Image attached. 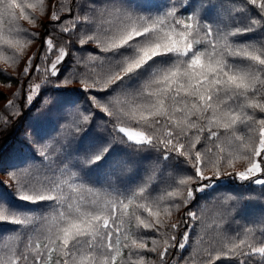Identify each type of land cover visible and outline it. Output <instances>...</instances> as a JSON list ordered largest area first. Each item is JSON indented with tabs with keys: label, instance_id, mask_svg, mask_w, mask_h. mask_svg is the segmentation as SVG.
I'll return each mask as SVG.
<instances>
[{
	"label": "snow or ice",
	"instance_id": "6c2138e0",
	"mask_svg": "<svg viewBox=\"0 0 264 264\" xmlns=\"http://www.w3.org/2000/svg\"><path fill=\"white\" fill-rule=\"evenodd\" d=\"M228 3L236 8L224 23L209 16L221 7L214 0H0V58L10 50L6 59L16 63L41 40L38 56L27 57L22 70L27 105L40 99L52 111L62 102L47 97L48 90H78L86 106L62 105L70 110V130L78 134L86 124L105 133L83 157L73 156L70 140L41 137L35 153L41 169L27 162L6 173L0 227L7 224V236L22 233L26 240L0 248V264H168L173 250L188 247L200 219L190 207L198 194L223 178L264 191V115H256L264 114V0ZM38 18L46 21L42 38L20 23L41 26ZM11 122L0 114V130ZM141 153L157 154L146 179L124 188L93 183L134 163L122 156ZM165 173L170 183L153 196V181ZM12 198L27 207L14 206ZM181 207L185 217L173 222ZM203 255L201 264H254V256L264 264V228L257 235L246 226Z\"/></svg>",
	"mask_w": 264,
	"mask_h": 264
},
{
	"label": "trees",
	"instance_id": "16d2710c",
	"mask_svg": "<svg viewBox=\"0 0 264 264\" xmlns=\"http://www.w3.org/2000/svg\"><path fill=\"white\" fill-rule=\"evenodd\" d=\"M98 4L103 5V0H97ZM215 3L220 4L219 9H210L209 16L211 19H220L227 23V16L229 9H235V4H229L228 0H214ZM254 14V13H250ZM103 21V17L99 18ZM38 22L41 26L29 25L26 21H20L22 27L29 32L38 33L42 38L45 33V28L42 26L46 23L45 20L39 19ZM7 30V24H5ZM53 31V29H48ZM258 35V34H256ZM54 36L59 38L57 43H61L64 37L59 33L54 32ZM252 37L241 36L240 40L251 39ZM41 47V40L37 39L34 43L28 46L25 55L20 57L16 63L7 61L10 55V50H3V57L0 58V114L11 115V124L5 129L0 130V192L9 191L4 185L9 183V177L6 173L13 167L23 166L27 162H35V168L41 169L39 164V157L35 153L39 151L38 140L41 137L47 138L48 141L57 143H64L66 140L71 141L70 152L75 156L77 153L83 157L89 147L97 141V137L105 135L98 127L89 128L86 124H81L79 127L81 132L74 133L70 130L69 123L71 121L70 110L65 109L62 105L66 101H79L82 105L85 104V96L78 90H61L50 89L46 92L47 97L55 98L53 94L61 100V106L48 111L42 105L40 99H36L31 107L27 105L24 99L25 90L22 84L29 82L28 78L22 76V70L26 67L27 57L32 55L38 56V49ZM90 47H92L90 45ZM20 68V71L16 70ZM14 70V74H13ZM6 73V75L4 74ZM33 83L40 80V74H36L31 78ZM11 84L8 87V84ZM72 87H79L73 84ZM35 95V94H34ZM14 101L12 107H6L8 101ZM51 105H49L50 107ZM15 115H12L14 114ZM257 116L264 115L259 112ZM241 131H245L243 128ZM15 155V157H13ZM144 159L139 165L135 161ZM156 153H141L133 154L132 156H122V160H131L134 163L125 167L124 165L116 166L110 175L101 174L94 177L93 183L98 186L108 188L112 185L124 188L133 185L147 178L152 173ZM243 163L237 165L238 169L243 168ZM171 167V166H170ZM188 169V172H191ZM211 174V173H207ZM170 183V174L165 173L153 181L151 191L153 196L160 194L165 186ZM244 192L255 193L252 198H245L237 202L231 198L232 194H242ZM198 201L192 207V210L200 214V219L196 221V227L192 229L191 236L188 241V247L183 253H176L174 256L169 257L168 264H176V261L183 257L188 261V264H201V261L206 257L203 255L204 249L210 245L219 248L223 243L224 237L234 236L246 226H253L256 234H260L261 228H264V191L260 187L245 183L241 185L239 182L230 178H223L216 182L215 188H209L206 192L198 194ZM178 202V201H177ZM11 203L19 208H25L27 205L16 202L14 198ZM188 209L181 207L178 211L174 212L172 221H181L185 217ZM146 215V214H145ZM184 226L181 225L180 231L183 232ZM11 232V227L7 224L0 227V236H5L6 239L0 241V247L3 248L5 244L12 246V242L16 245H23L26 237L21 234H14L7 236ZM151 235V233H145ZM151 260H156L155 254H146ZM254 264H259L260 258L254 256L250 258ZM217 264H236L235 260L221 259Z\"/></svg>",
	"mask_w": 264,
	"mask_h": 264
},
{
	"label": "rangeland",
	"instance_id": "374dc122",
	"mask_svg": "<svg viewBox=\"0 0 264 264\" xmlns=\"http://www.w3.org/2000/svg\"><path fill=\"white\" fill-rule=\"evenodd\" d=\"M16 70L20 71V68H16ZM13 74H14V70H13ZM13 157H15V155H14ZM13 245H16V243H15V242H12V246H13ZM0 248H1V247H0Z\"/></svg>",
	"mask_w": 264,
	"mask_h": 264
}]
</instances>
